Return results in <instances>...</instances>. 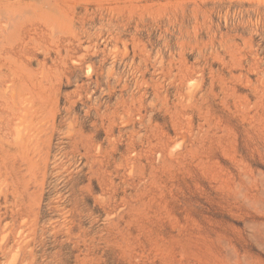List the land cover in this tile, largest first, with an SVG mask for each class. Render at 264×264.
<instances>
[{
  "label": "rangeland",
  "instance_id": "374dc122",
  "mask_svg": "<svg viewBox=\"0 0 264 264\" xmlns=\"http://www.w3.org/2000/svg\"><path fill=\"white\" fill-rule=\"evenodd\" d=\"M0 264H264V0H0Z\"/></svg>",
  "mask_w": 264,
  "mask_h": 264
}]
</instances>
